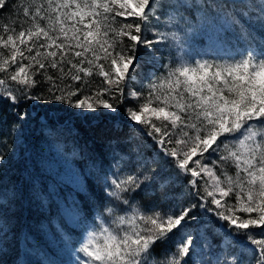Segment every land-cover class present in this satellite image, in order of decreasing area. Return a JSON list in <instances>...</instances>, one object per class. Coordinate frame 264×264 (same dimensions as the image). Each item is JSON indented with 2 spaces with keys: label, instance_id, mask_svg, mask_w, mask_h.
<instances>
[{
  "label": "snow or ice",
  "instance_id": "1",
  "mask_svg": "<svg viewBox=\"0 0 264 264\" xmlns=\"http://www.w3.org/2000/svg\"><path fill=\"white\" fill-rule=\"evenodd\" d=\"M11 11L0 101L85 119L123 109L129 128L127 151L118 144L98 169L102 194L87 209L66 202L67 224L49 219L67 264H264V0H25ZM2 197L5 220L19 194Z\"/></svg>",
  "mask_w": 264,
  "mask_h": 264
},
{
  "label": "trees",
  "instance_id": "2",
  "mask_svg": "<svg viewBox=\"0 0 264 264\" xmlns=\"http://www.w3.org/2000/svg\"><path fill=\"white\" fill-rule=\"evenodd\" d=\"M24 2L10 3L9 10L0 14V25L10 23L15 18L11 10ZM148 38H153L151 32ZM151 68L142 62L144 73ZM133 87L139 90L138 85ZM62 107L29 101L14 108L9 102L0 101V152L5 155V160L0 162V200L5 191L11 194L15 190L19 194L11 211L3 214L6 219L0 220V225L7 224L6 235L0 233V264H37L42 259L67 264L70 255L58 244L59 237L49 219L67 224L65 203L72 200L87 209L89 203L94 202L93 194H102L98 169L101 166L108 169L112 162L111 149L119 144L120 150L127 151L123 138L129 128L123 109L118 120L106 110L85 119L88 113L74 114L66 107L58 110ZM16 112L26 114L25 119L20 120ZM33 186L41 193L38 198H34ZM136 199L145 205L153 202V197L142 193ZM156 203H160L158 198ZM79 231L72 228L73 233ZM29 235L34 238L32 245L39 243V255L26 245L25 237ZM76 238L73 235V239ZM213 240L218 242L217 237ZM173 247V243L158 245L155 251L160 256L162 251Z\"/></svg>",
  "mask_w": 264,
  "mask_h": 264
}]
</instances>
